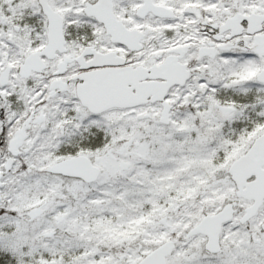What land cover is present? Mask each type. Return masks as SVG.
Returning a JSON list of instances; mask_svg holds the SVG:
<instances>
[{
  "label": "snow or ice",
  "instance_id": "6c2138e0",
  "mask_svg": "<svg viewBox=\"0 0 264 264\" xmlns=\"http://www.w3.org/2000/svg\"><path fill=\"white\" fill-rule=\"evenodd\" d=\"M0 264H264V0H0Z\"/></svg>",
  "mask_w": 264,
  "mask_h": 264
}]
</instances>
